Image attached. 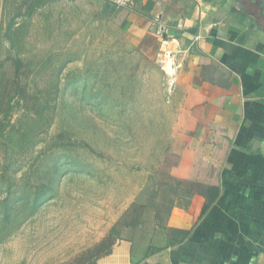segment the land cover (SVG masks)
I'll list each match as a JSON object with an SVG mask.
<instances>
[{"label": "rangeland", "instance_id": "374dc122", "mask_svg": "<svg viewBox=\"0 0 264 264\" xmlns=\"http://www.w3.org/2000/svg\"><path fill=\"white\" fill-rule=\"evenodd\" d=\"M117 7L0 0V264H69L173 198L191 121L165 51L130 41Z\"/></svg>", "mask_w": 264, "mask_h": 264}, {"label": "crops", "instance_id": "0c3cea01", "mask_svg": "<svg viewBox=\"0 0 264 264\" xmlns=\"http://www.w3.org/2000/svg\"><path fill=\"white\" fill-rule=\"evenodd\" d=\"M252 1L117 7L130 41L165 51L193 131L181 166L169 163L170 204L131 225L121 215L69 264H264V23Z\"/></svg>", "mask_w": 264, "mask_h": 264}, {"label": "built area", "instance_id": "2783aa9c", "mask_svg": "<svg viewBox=\"0 0 264 264\" xmlns=\"http://www.w3.org/2000/svg\"><path fill=\"white\" fill-rule=\"evenodd\" d=\"M108 1L114 3L119 7H125V8H131L135 3V0H108Z\"/></svg>", "mask_w": 264, "mask_h": 264}, {"label": "flooded vegetation", "instance_id": "af4514ba", "mask_svg": "<svg viewBox=\"0 0 264 264\" xmlns=\"http://www.w3.org/2000/svg\"><path fill=\"white\" fill-rule=\"evenodd\" d=\"M255 5V6H258L260 7L261 9V12L263 13V17L262 18V22L264 23V0H253L252 1V6Z\"/></svg>", "mask_w": 264, "mask_h": 264}, {"label": "trees", "instance_id": "16d2710c", "mask_svg": "<svg viewBox=\"0 0 264 264\" xmlns=\"http://www.w3.org/2000/svg\"><path fill=\"white\" fill-rule=\"evenodd\" d=\"M252 7H253V9H255L254 11L258 13L259 20H261L262 19L261 17H263V13L260 10L261 8L258 6H255V5H253ZM211 200H213V199H211ZM135 221L136 220H130V221H126V222H127V224L131 225V224L135 223Z\"/></svg>", "mask_w": 264, "mask_h": 264}, {"label": "bare ground", "instance_id": "6f19581e", "mask_svg": "<svg viewBox=\"0 0 264 264\" xmlns=\"http://www.w3.org/2000/svg\"><path fill=\"white\" fill-rule=\"evenodd\" d=\"M168 65H170V66H169V67H170V72H173V71H172V64H171V61L169 62Z\"/></svg>", "mask_w": 264, "mask_h": 264}]
</instances>
